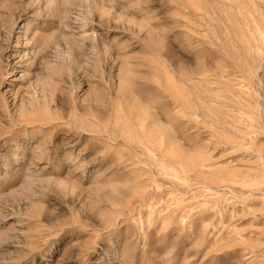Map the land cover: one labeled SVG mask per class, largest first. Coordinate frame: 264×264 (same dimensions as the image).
I'll use <instances>...</instances> for the list:
<instances>
[{
	"label": "rangeland",
	"instance_id": "1",
	"mask_svg": "<svg viewBox=\"0 0 264 264\" xmlns=\"http://www.w3.org/2000/svg\"><path fill=\"white\" fill-rule=\"evenodd\" d=\"M0 264H264V0H0Z\"/></svg>",
	"mask_w": 264,
	"mask_h": 264
},
{
	"label": "bare ground",
	"instance_id": "2",
	"mask_svg": "<svg viewBox=\"0 0 264 264\" xmlns=\"http://www.w3.org/2000/svg\"><path fill=\"white\" fill-rule=\"evenodd\" d=\"M142 143V142H141ZM255 253V252H254Z\"/></svg>",
	"mask_w": 264,
	"mask_h": 264
}]
</instances>
